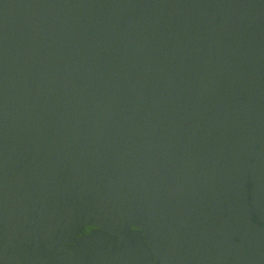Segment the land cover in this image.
I'll return each mask as SVG.
<instances>
[{"label":"water","instance_id":"1","mask_svg":"<svg viewBox=\"0 0 264 264\" xmlns=\"http://www.w3.org/2000/svg\"><path fill=\"white\" fill-rule=\"evenodd\" d=\"M0 264H264V0H0Z\"/></svg>","mask_w":264,"mask_h":264}]
</instances>
